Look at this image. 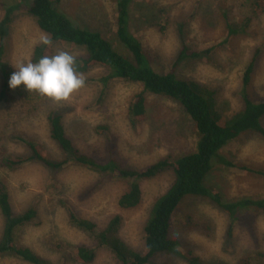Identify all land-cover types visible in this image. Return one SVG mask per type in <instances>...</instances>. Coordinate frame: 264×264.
Returning a JSON list of instances; mask_svg holds the SVG:
<instances>
[{
	"label": "rangeland",
	"instance_id": "obj_1",
	"mask_svg": "<svg viewBox=\"0 0 264 264\" xmlns=\"http://www.w3.org/2000/svg\"><path fill=\"white\" fill-rule=\"evenodd\" d=\"M14 1L17 0H0V4ZM53 1L80 27L100 34L121 49L114 41L115 0ZM134 1L130 7L131 30L147 49L156 71L173 70L176 77L215 91V109L224 117H231L243 107L242 78L254 58L247 93L254 98L264 97V16L251 14L249 0ZM231 23L237 25V31L228 38ZM43 37L47 36L32 18L16 12L1 62L14 72L19 64L30 62L34 47L41 44ZM183 47L198 55L177 61ZM51 50L52 55L60 51L74 58L84 55L79 47L65 43L54 44ZM81 75L84 86L64 101L53 102L27 92L23 86L6 94L9 99L0 103V158L29 155L26 143L30 142L59 161L62 156L49 138L46 123L51 110L62 114L72 143L101 162L112 157L129 169H142L167 155L174 159L194 149L195 130L175 101L147 95V118L133 127L128 121V107L141 87L114 79L102 83L107 72L97 66ZM2 82L0 73V91ZM262 121L264 126V118ZM220 155L233 166L215 160L206 179L209 186L219 191L223 202L264 198V176L258 174L264 171V139L259 134L241 135ZM243 166L251 171H244ZM172 180L171 171H166L143 181L140 204L123 210L117 206V199L127 190V183L108 175L72 165L59 171L35 163H26L14 171L0 167V183L9 194L14 212L28 208L38 212L35 222L17 231V245L30 248L51 264H83L71 255L78 246L95 249L91 264H119L107 249L97 248L84 232L70 226L68 213L59 202L70 207L76 216L95 222L98 230L112 217L120 216L119 238L143 253L145 222L153 203L167 191ZM241 213L239 222L232 223L209 198H186L172 218L170 236L179 241L182 254L190 251L208 264H237L245 256L264 264V213L257 209ZM1 224L0 217V234ZM0 264L28 263L3 255ZM149 264L186 263L182 258L159 254Z\"/></svg>",
	"mask_w": 264,
	"mask_h": 264
},
{
	"label": "trees",
	"instance_id": "obj_2",
	"mask_svg": "<svg viewBox=\"0 0 264 264\" xmlns=\"http://www.w3.org/2000/svg\"><path fill=\"white\" fill-rule=\"evenodd\" d=\"M14 2L0 4V73L3 79L0 103L9 99L6 95H10L11 90L8 80L13 72L12 68L2 63L1 60L15 13L21 11L32 18L38 29L51 41L49 45L35 46L30 62L35 63L43 56L52 55L51 48L54 44L65 43L79 47L84 55L74 58V68L77 73L83 74L97 66L107 72V76L101 79L102 83L114 79L132 82L141 87V92L134 96L128 107L127 117L133 127L143 123L147 118L146 96L162 97L179 104L193 125L197 141L192 151L174 159L167 155L142 169H129L117 158L108 157L106 162H101L82 153L66 135L62 114L51 110L46 116L48 135L62 158L59 161L52 160L46 156L41 146L27 142L29 155L1 157V168L14 171L26 163H35L51 171H59L72 165L84 167L101 176L108 175L113 180L127 183V190L117 199V206L123 210L134 209L140 204L143 181L154 179L166 171H171L173 180L169 188L155 200L145 222L143 253L133 250L119 238L120 216L112 217L104 228L98 230L94 223L76 216L74 211L62 201L58 203L67 211L70 226L84 232L97 248L107 249L119 264H149L151 259L159 254L182 258L186 264H208L190 251L182 254L179 241L170 236L172 218L186 198H209L217 209L228 215L232 223L239 222L242 210L257 209L264 213V198H242L235 202H223L219 191L209 186L206 179L215 160L221 165L233 166L230 161L220 155V152L228 144L238 140L241 135L256 132L264 139L262 124L264 97L254 98L247 93L254 69V58L247 65L242 78V109L231 117H224L215 109V91L195 81L180 79L176 77L173 70L159 72L153 68L150 54L131 30L130 7L135 3L134 0L113 1L116 6L114 41L121 48L120 50L114 47L113 41L80 27L78 21L59 10L58 3L53 0H17ZM249 3H251L252 15L264 16V0H249ZM231 25L232 23L229 25L228 38L237 31V25H233L234 27ZM256 53L258 55L260 51ZM197 55L183 47L178 54L177 61L186 57L194 58ZM106 129L104 127L102 131L105 132ZM241 169L251 171L244 166ZM258 174L264 176V171ZM0 217L2 222L0 256L10 255L28 264H51L30 248L17 245V231L35 222L38 212L35 208H28L20 213L14 212L9 194L1 183ZM230 232L231 228L228 235ZM75 248L71 253L74 260L83 264H91L94 261L95 249L86 246ZM218 264L227 263L218 262ZM237 264H258V260L255 257L245 256Z\"/></svg>",
	"mask_w": 264,
	"mask_h": 264
},
{
	"label": "clouds",
	"instance_id": "obj_3",
	"mask_svg": "<svg viewBox=\"0 0 264 264\" xmlns=\"http://www.w3.org/2000/svg\"><path fill=\"white\" fill-rule=\"evenodd\" d=\"M40 42L43 45L51 43L47 37ZM74 63L73 55L65 51L43 56L35 63H21L11 73L8 86L10 89L23 86L27 92H35L53 102L67 100L84 86L83 76L77 73Z\"/></svg>",
	"mask_w": 264,
	"mask_h": 264
},
{
	"label": "bare ground",
	"instance_id": "obj_4",
	"mask_svg": "<svg viewBox=\"0 0 264 264\" xmlns=\"http://www.w3.org/2000/svg\"><path fill=\"white\" fill-rule=\"evenodd\" d=\"M258 44V43H257ZM258 46V45H257ZM256 86V85H255ZM256 89V88H255ZM171 175V174H170ZM154 201V200H153ZM97 202V201H96ZM107 209V208H106ZM162 211V210H161ZM111 212V211H110ZM162 215V214H161ZM83 217V216H82ZM165 218V217H164ZM165 220V219H164ZM155 221V220H154ZM95 223V222H94ZM149 223H151V222H149ZM156 224V223H155ZM156 228V227H155ZM155 231V230H154ZM150 232V231H149ZM152 235H154V234H152ZM156 236V235H155ZM152 237V236H151ZM153 239V238H152ZM124 258V257H123ZM76 260V259H75Z\"/></svg>",
	"mask_w": 264,
	"mask_h": 264
}]
</instances>
